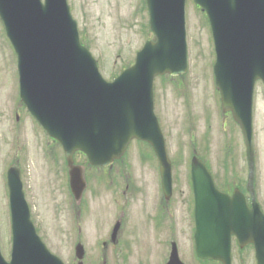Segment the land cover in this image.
Instances as JSON below:
<instances>
[{"label": "water", "instance_id": "water-1", "mask_svg": "<svg viewBox=\"0 0 264 264\" xmlns=\"http://www.w3.org/2000/svg\"><path fill=\"white\" fill-rule=\"evenodd\" d=\"M145 1L155 40L146 41L133 66L107 82L79 42L67 0H0V19L18 57L21 100L45 133L62 145L74 192L84 186L79 168L72 165L76 151L104 168L135 139L151 145L164 192L170 194V162L151 96L156 76L187 70L186 0ZM192 1L209 22L216 87L223 111L231 112L243 136L251 195L249 208L237 190L232 196L220 193L206 165L193 158L195 251L200 259L230 264L235 236L240 248L252 245L257 264H264V215L253 190L252 140L253 90L258 81L264 85V0ZM7 183L13 239L10 261L0 251V264H63L35 235L16 167L9 170ZM169 264H178L175 255Z\"/></svg>", "mask_w": 264, "mask_h": 264}, {"label": "rangeland", "instance_id": "rangeland-1", "mask_svg": "<svg viewBox=\"0 0 264 264\" xmlns=\"http://www.w3.org/2000/svg\"><path fill=\"white\" fill-rule=\"evenodd\" d=\"M68 6L77 24L80 40L96 59L98 70L106 80H111L112 76L129 66L144 42L153 38L142 0L140 8L139 0H68ZM185 13L189 69L177 80L171 81L164 76L156 78L152 97L154 113L159 118L168 157L172 162L175 188L171 212L179 229H184L185 224V234L181 233L175 240L178 258L183 264H191L188 258L190 242L187 238V208L191 209V204L186 200L184 202L182 197V183L188 173L190 153L195 149L196 156L209 167L217 186L223 191H230L234 186L243 191L248 169L243 140L236 124L227 121L221 133L217 126L218 119L213 114L215 90L211 68L214 54L208 22L191 0H187ZM8 42L0 26V250L7 259L10 235L6 226L4 171L9 165L19 164L23 169V189L31 220L41 222L38 233L50 252L64 264H71L74 258L72 243L81 220L70 213V218L75 221V231L65 233L69 215H65L64 207L70 204L71 198L63 154L54 143L46 144L48 140L45 134L27 113L24 114L25 120L15 122L13 113L9 111L10 102L17 100L18 83L16 56ZM253 92L254 188L259 209L264 213V86L257 83ZM14 137H17V145L12 149ZM40 142L47 146V151L41 149ZM24 144L27 150L23 153ZM75 162L85 164L84 158L79 155L75 156ZM156 168L157 162L150 148L143 143L133 142L122 160L113 164V171L110 172L115 175V170L121 173V170L127 169L131 181L143 185L146 201L142 203L143 197H134L129 203L131 210L122 217L126 230L135 231L140 237H152V221L145 217L146 213L151 214V198L155 189L153 184L158 173ZM87 173L89 187L85 191L84 201L87 200V206L91 208L89 215L98 212L96 216H100L103 224H106L113 215L114 204L110 198L116 197L114 194L117 190H123L119 188H124V183L114 180L113 187H110V179L104 178L101 172L88 170ZM108 189L113 191H106ZM140 207L145 208L146 212ZM145 222L148 225L144 228ZM141 242L143 247L149 245V242ZM253 255L251 246L244 247L241 262L233 259V264H254ZM133 257L137 258L136 255ZM86 258L93 264L100 263V257L92 250H89ZM116 259L115 255L108 257V264H116ZM129 261L128 264L137 262L136 259ZM199 264L219 263L205 261Z\"/></svg>", "mask_w": 264, "mask_h": 264}, {"label": "flooded vegetation", "instance_id": "flooded-vegetation-1", "mask_svg": "<svg viewBox=\"0 0 264 264\" xmlns=\"http://www.w3.org/2000/svg\"><path fill=\"white\" fill-rule=\"evenodd\" d=\"M223 116L225 119L224 122H226L229 119L230 114H223ZM112 168L113 165L104 169H89L94 172H101L104 178H109L110 187H113L114 180L116 182L124 183V188H119L123 190H117L114 194L116 197L110 198L112 205L114 204V212L117 211L119 216H117L118 218L114 221H110L109 223L108 220L106 224H103L100 216H96L98 210L96 211V215H89L91 208L87 206L88 201H84L86 195L85 191H87L89 187V178L87 171L84 170V178L87 183V188L82 194L80 202H72L69 209L73 217L81 220V222H78L79 224H77L76 227L73 248H75L78 244H81L83 247V260L82 263H80L73 258L71 264H93V262H88V259L86 258L89 250L94 251L96 256L100 257V263L98 264H108V257L113 255L117 258L115 260L116 264H128L129 259L130 261L136 259V264H166L169 259L170 246L173 247V242L178 235H181V233L185 234V224L184 229L175 227L174 217L171 212L173 197L169 201L165 200L163 194L159 192L160 186H158L155 182L154 188L157 187L156 191L154 190V197L157 198L155 199L157 205L154 206L155 216H151L146 213L147 216L145 217V219L148 218L152 221V237H140L135 231L128 232L125 228V221L122 220V217L127 215L131 210L129 209L130 201H132V199L136 196H141L143 197L141 202L144 203L147 197L145 196L143 185L138 184L136 181L132 182V178L126 172L127 169L121 170V173L120 170H115V175H113L110 174V172L113 171ZM155 171L158 172V169L156 168ZM157 175L158 173H156V181ZM182 187V197L185 202V179L182 183ZM106 191L112 192L113 190L108 189ZM141 209L142 211L146 210L145 208ZM56 213L57 212L54 214L57 215ZM138 223L139 222H137V224ZM147 225L148 224L145 222L144 228ZM74 231L75 221L72 220V232ZM141 241H145V243L149 242V245L146 244V247H143ZM157 242H161V246H156L155 243ZM134 255H136L137 258H134ZM149 258L151 259V262L149 261Z\"/></svg>", "mask_w": 264, "mask_h": 264}]
</instances>
